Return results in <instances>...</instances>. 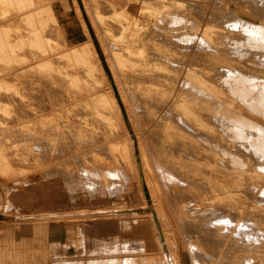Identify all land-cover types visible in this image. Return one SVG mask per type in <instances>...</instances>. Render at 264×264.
Wrapping results in <instances>:
<instances>
[{"label":"bare ground","instance_id":"bare-ground-1","mask_svg":"<svg viewBox=\"0 0 264 264\" xmlns=\"http://www.w3.org/2000/svg\"><path fill=\"white\" fill-rule=\"evenodd\" d=\"M53 1H60L63 6V0H38V66L44 62L48 64L47 70L38 72V85L47 96L44 108L46 114L55 118V125L49 131L43 128L46 131L38 132L41 153H38L37 165L46 170L53 163L72 162L73 151L84 153L89 145L118 142V125L137 172L136 143L88 24L83 19L78 29L71 12L66 14L59 10L62 16L66 15L65 19L68 17L67 22H59L55 17L50 25L41 14ZM1 3L6 5L8 13L0 18V26L23 18L37 8L36 0H2ZM84 4L100 40L106 42L114 79H121L126 87L139 118L138 129L142 133H154L147 143L153 149L156 170L161 173L157 174L161 187L172 202L171 210L186 221L194 215L199 217L198 223L208 226L206 230L210 229L213 243H231L232 249L254 243L262 245L264 251V56H259L257 68L263 73L260 81L249 76L247 63L246 66L226 62L225 66L214 68V74L206 73L207 77L223 79L226 89L235 94L241 89L242 93L237 94L240 97L232 98L226 106L213 88L190 81L193 68L185 67L180 52L182 19L177 9L170 7L169 0H84ZM78 15L81 17L80 13ZM65 30L70 40L64 39ZM52 35L57 39L51 41ZM9 51L13 64L3 69L5 74L22 73L27 62L24 57L20 58L19 50ZM235 70L239 76L233 74ZM122 99L128 105L124 95ZM131 123L136 129L132 119ZM216 123L228 128L229 140L214 127ZM204 126L209 127L203 129ZM225 153L233 158L231 163L225 160ZM197 154H200V160ZM76 163L78 174L90 194L98 193L101 188L110 195L120 193V187L112 188L114 184H123L125 177L119 174V167L99 165L98 172L85 164L82 157ZM0 171L5 172L1 164ZM28 173L22 171L20 174ZM66 177L70 182L79 179L69 173ZM94 177L100 178L101 182H96ZM125 186H129L128 183ZM153 205V210L141 213L124 207H93L39 214L44 221H93L120 214L124 216L122 219L130 215L140 223L148 219L157 244L151 242L149 246H157L158 250H146L142 241L137 242L132 248L146 256L141 259L142 264H179L180 256L164 245L163 239L169 240V229L166 224L162 225L165 220L162 207L157 199ZM108 246L100 249L102 253L91 252L88 264H140L142 256H130L128 245ZM71 262L67 260L66 264L79 263L78 260Z\"/></svg>","mask_w":264,"mask_h":264},{"label":"rangeland","instance_id":"rangeland-1","mask_svg":"<svg viewBox=\"0 0 264 264\" xmlns=\"http://www.w3.org/2000/svg\"><path fill=\"white\" fill-rule=\"evenodd\" d=\"M36 1L37 8L34 11L0 26V164L5 167L3 174L0 171V264H66L67 260H72L71 263L78 260V264H86L91 252L98 250L102 253L100 249L104 246L109 247L108 245H128L130 250L127 253L135 258L142 256L140 258L142 264L141 259L146 256L133 249L137 242L142 241L146 250H158L157 246L152 248L149 246L151 242L157 244L155 232L148 219L140 223L130 215L122 219L124 216L120 214L113 218L84 220L85 222L65 219L44 221L39 213L102 207L116 209L124 207L131 212L141 213L153 210L154 199H157L162 207L165 218L162 225L166 224L169 229V240L166 242L163 239L164 245L176 251L181 264H264L262 245L249 243L246 245L247 249L246 246L232 249L231 243H213L215 240L212 239L210 229L206 230L208 226L198 223L199 217L194 215L186 221L174 214L172 202L161 187L157 175L161 173L156 170V163L152 157L153 149L147 143V140L154 137V133L143 134L138 129L139 118L133 110L129 94L121 79L115 80L113 77L106 42L100 40L89 18L84 0H63V6L60 1H53L44 7L46 9L41 17H46L50 25L54 23L55 17L59 22L60 20L67 22L68 17L65 19L66 15L62 16L59 12L61 10L66 11V14L71 12L78 29L81 28L83 19L88 24L95 47L121 104L130 135L136 143L138 171L133 169L125 149V137L118 125L120 141L89 145L84 153L73 151L71 155L75 157L72 162H58L57 165L53 163L49 169H40L42 166L37 165L38 153H41L38 149V132L43 128L51 130L55 125V118L46 114L44 104L47 102V96L38 85V72L47 70L48 64L44 62L38 66V0ZM1 2L2 0L0 4ZM169 2L170 7L177 9L182 19L179 28L182 34L180 52L185 67L193 68L191 82L213 88V92L227 106L232 98L240 97L241 89H237L239 93L235 94L226 89L223 79L219 81L218 77H207V72L214 74V68L225 66L226 62L243 63L246 66L248 64L250 77L256 81L261 80L263 73L257 71V68L260 65L259 56H264L262 23L264 0H169ZM7 13L6 5H0V18ZM64 32V39L70 40L66 30ZM52 36L51 41L57 39L56 35ZM8 48L19 50L20 58L24 57L23 60L27 62L21 70L22 73L5 74L3 69L13 64V57L10 54L12 52ZM233 74L239 76L238 70ZM251 81L255 82L252 79ZM122 95L126 97L128 105L123 102ZM61 115L67 116L65 113ZM208 127L204 126L203 129ZM214 127L221 131L225 140H229L228 128L218 123ZM80 157L85 164L97 171L99 165L106 168L116 165L119 167V174L124 175L120 176L129 180L123 178V184L112 186L113 190L120 187L121 191L118 194L110 195L106 189L101 188L98 193L92 195L84 186L81 174H78L80 171L76 162ZM196 157L200 160V154ZM224 158L230 163L233 160L229 153H225ZM9 163L12 165L8 166ZM22 171L29 173L20 174ZM68 173L77 175L79 179L70 182L66 177ZM95 181L101 182L100 178H95ZM126 183L129 186H125ZM201 227H204L203 231ZM141 228L146 232L143 233ZM228 259L232 263L227 261Z\"/></svg>","mask_w":264,"mask_h":264}]
</instances>
